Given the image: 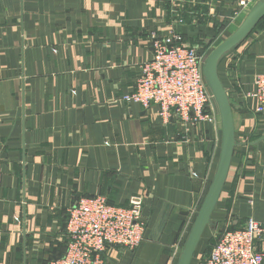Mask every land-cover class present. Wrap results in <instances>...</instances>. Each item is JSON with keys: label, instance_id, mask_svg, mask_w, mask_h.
<instances>
[{"label": "crops", "instance_id": "obj_1", "mask_svg": "<svg viewBox=\"0 0 264 264\" xmlns=\"http://www.w3.org/2000/svg\"><path fill=\"white\" fill-rule=\"evenodd\" d=\"M234 0H0V264H49L67 252L68 210L83 197L125 207L144 199L148 223L133 250L108 247L106 264H177L215 178L223 127L182 140L156 109L127 105L151 32L172 12L196 44L235 32ZM206 16L198 21L194 11ZM211 13V15H210ZM220 13V15H218ZM264 74V19L218 65L233 113L229 173L191 264L224 231L264 222V113L249 97ZM219 109V108H218ZM219 114V115H218ZM257 264H264V242Z\"/></svg>", "mask_w": 264, "mask_h": 264}, {"label": "built area", "instance_id": "obj_2", "mask_svg": "<svg viewBox=\"0 0 264 264\" xmlns=\"http://www.w3.org/2000/svg\"><path fill=\"white\" fill-rule=\"evenodd\" d=\"M264 0H234L230 19H245L252 8ZM166 32H151V60L141 66L133 92L123 96L127 105L143 111L156 109L163 125H178L188 142L190 133L201 124L214 125L210 108V88L204 74V56L196 44L187 42L178 27L187 21V13L172 12ZM198 21L206 14L195 10ZM211 15V13H210ZM220 15V13L218 14ZM248 96L257 100L259 114L264 113V74L253 83ZM144 199L133 195L125 207L112 205L103 197H83L68 210L67 232L71 238L66 254L49 264H106L108 247L133 251L145 241L148 223L143 217ZM264 242V222L253 221L245 228L224 230L210 248L202 264H257L258 245Z\"/></svg>", "mask_w": 264, "mask_h": 264}, {"label": "water", "instance_id": "obj_3", "mask_svg": "<svg viewBox=\"0 0 264 264\" xmlns=\"http://www.w3.org/2000/svg\"><path fill=\"white\" fill-rule=\"evenodd\" d=\"M263 19L264 1H261L252 8L232 36L212 52L204 66V74L208 86L216 99L221 116L223 127L222 151L215 178L177 264H191L193 260L196 249L209 224L212 212L226 182L235 147L233 113L230 100L218 75V65L222 58L241 44Z\"/></svg>", "mask_w": 264, "mask_h": 264}, {"label": "rangeland", "instance_id": "obj_4", "mask_svg": "<svg viewBox=\"0 0 264 264\" xmlns=\"http://www.w3.org/2000/svg\"><path fill=\"white\" fill-rule=\"evenodd\" d=\"M237 30V28L235 29V31ZM234 32H229V33H227V34H225L224 35V37L223 38H211V40H209L208 42H205V43H203L202 44V46L205 48L206 47V49H204V54H205V56H204V65L206 64V62H207V59H208V57L212 54V52L219 46V45H221L225 40H227L230 36H232V34H233ZM211 91V90H210ZM210 94H211V97H210V108H211V110L214 112V110L216 111V112H218L219 111V109H218V105H217V102H216V99H215V97H214V95L212 94V92H210ZM219 115V114H218Z\"/></svg>", "mask_w": 264, "mask_h": 264}]
</instances>
